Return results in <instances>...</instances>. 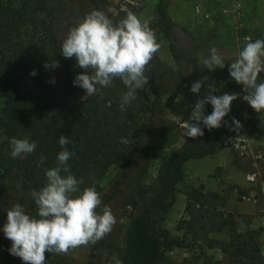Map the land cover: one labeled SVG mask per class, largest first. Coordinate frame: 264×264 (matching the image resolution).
Instances as JSON below:
<instances>
[{"label":"trees","instance_id":"16d2710c","mask_svg":"<svg viewBox=\"0 0 264 264\" xmlns=\"http://www.w3.org/2000/svg\"><path fill=\"white\" fill-rule=\"evenodd\" d=\"M155 15L156 26L168 40L172 57L178 65L188 67L187 75L180 77L184 76L189 86L206 77L198 57L177 41V23L170 13V0H157ZM56 19L57 9L50 0H0V96L5 101L0 116L3 132L0 141V226L6 222L7 210L17 203L28 213L36 214L30 194L44 186V169L56 165L57 153L62 150L58 143L61 134L71 141L66 147L75 155L68 163L75 177L83 178L81 189L95 187L101 197L104 191L101 180L107 170L118 164L126 170L135 163V154L144 140L154 135L153 124H140L139 110L146 106L152 113L158 109L157 112L164 114L169 105L159 99L149 103V90L158 98L163 93L176 94L172 83L152 71L150 64L145 70L149 83L137 91V98L126 105L124 111L120 107L121 96L127 89L118 78L111 87L97 86L93 96L67 102V94L83 90L73 85L75 76L83 70L75 69L76 62L70 58L61 86L57 88L50 82L54 79L55 68L46 69L44 64L62 57ZM16 66L30 73L36 70L35 76L30 75L34 89L22 88L15 73ZM178 82L179 78L175 79L176 85ZM208 84L213 83L207 79L200 93H193L196 102L206 95ZM213 94L217 95L216 88ZM211 111L212 106L205 105L204 115ZM240 125L237 129L235 125L227 127L222 123L218 129H205L202 137H186L178 149L163 159L156 186L148 189L136 182L138 197L132 199L135 212L126 225L120 264H164L169 260L168 252L188 245L186 239L173 235L164 227L177 201L178 185L185 179L186 164L217 154L222 149L224 134L240 133L246 127L264 133V124L241 121ZM13 137L29 138L38 147L32 154L13 159L9 146V139ZM131 137L133 143H127L125 140ZM226 204V197L217 191L204 186L189 189L177 230L184 231V235H190L195 242L204 241L209 248L221 249L235 264H264L258 232H241L236 214L228 211ZM215 232L228 233L230 237H212ZM5 239V255L10 264H24L8 252L11 241Z\"/></svg>","mask_w":264,"mask_h":264},{"label":"rangeland","instance_id":"374dc122","mask_svg":"<svg viewBox=\"0 0 264 264\" xmlns=\"http://www.w3.org/2000/svg\"><path fill=\"white\" fill-rule=\"evenodd\" d=\"M56 6V29L60 39L66 37L69 29L85 14L99 10L113 23L119 22L128 12L136 14L146 22L155 33L160 51L146 66L152 64V71L172 83L176 94L163 93L159 98L149 90L150 102L157 99L169 103L164 114L152 113L143 106L139 110L140 124H153L154 135L147 137L136 154L135 163L124 169L123 165L111 166L101 180L103 194L100 197L104 206L111 208L116 223L110 233L95 245L87 244L70 248L62 253H45L46 264H120L121 250L124 248V233L129 217L135 212L132 204L136 182L148 189L157 185L162 161L185 141L184 124L191 122L194 95L184 76L188 67L178 65L171 55L169 42L156 26L155 6L157 0H50ZM99 4H98V3ZM170 13L177 23L178 43L191 55L198 57L203 74L213 83L217 96L224 93L239 94L232 102L231 111L224 118L226 126L234 125L235 118L241 123L255 122L264 124V111L257 113L243 100L245 93L242 85L237 84L229 75L228 66L211 72L204 68L202 59L211 47H216L224 56L225 63H231L238 51L250 38L264 39V0H170ZM70 58L61 57L59 67L54 69L57 88L66 76ZM75 69H81L74 66ZM16 76L24 90L34 89L28 70L15 67ZM264 77V73L260 74ZM179 78L177 85L175 79ZM85 90H77L66 95L67 102H79L86 97ZM180 97L179 102L177 98ZM143 102V101H142ZM148 103V102H147ZM146 105V104H145ZM5 106L0 96V116ZM163 122H161V120ZM236 127V126H235ZM3 132L0 128V141ZM127 143H133L132 137ZM128 174L129 176H127ZM204 186L207 190L217 191L227 199L226 209L236 214L237 227L241 232L257 231L258 242L264 254V133L246 127L240 133H227L222 137V149L215 155L201 160H191L186 164V176L178 185L177 201L170 211L164 227L173 235L187 241L184 247H175L168 252L169 260L164 264H235L219 248H209L204 241H194L176 225L184 215L186 192ZM212 237L229 239L228 233H212ZM5 237L0 233V264H10L5 255Z\"/></svg>","mask_w":264,"mask_h":264},{"label":"clouds","instance_id":"9594fccd","mask_svg":"<svg viewBox=\"0 0 264 264\" xmlns=\"http://www.w3.org/2000/svg\"><path fill=\"white\" fill-rule=\"evenodd\" d=\"M160 44L150 26L134 13L128 12L117 23L99 10H93L71 27L61 43L60 53L73 58L76 66L84 69L78 73L73 85L85 90L87 96L96 94L100 86L108 88L117 78L127 91L121 96V110L137 98V91L149 83L145 75L146 66L160 51ZM204 68L214 72L226 65L230 77L242 85L243 100L260 113L264 111V39L250 38L238 51L231 63H225L223 54L211 47L202 59ZM44 67L57 68L58 61L45 63ZM36 70L30 75L35 76ZM207 77L191 83L190 91L199 94ZM55 83L53 79L50 81ZM215 86L208 84L206 95L194 105L191 122H185L184 135L189 138L202 137L204 130L218 129L231 111L232 102L239 98L236 93L214 95ZM180 97L177 98L179 102ZM212 111L204 115L205 105ZM232 123L241 127L235 118ZM58 143L56 165L44 169L45 184L40 190H33L31 197L36 214L28 213L17 203L7 210L6 222L0 226V233L11 241L8 252L20 258L24 264H45V253L67 252L70 248L93 244L111 232L116 218L108 206L101 212L102 201L95 187L81 189L83 178L77 179L71 172L69 160L75 155L66 147L71 143L61 134ZM10 156L23 158L36 151L38 145L29 138H10Z\"/></svg>","mask_w":264,"mask_h":264}]
</instances>
